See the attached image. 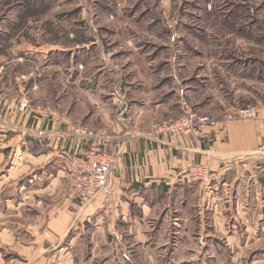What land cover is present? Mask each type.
<instances>
[{
    "label": "crops",
    "instance_id": "crops-1",
    "mask_svg": "<svg viewBox=\"0 0 264 264\" xmlns=\"http://www.w3.org/2000/svg\"><path fill=\"white\" fill-rule=\"evenodd\" d=\"M24 49L32 62L11 60L34 64L30 72L14 79L0 65V264H252V254L262 257L264 153L256 151L264 148V109L251 120L209 117L214 127L185 136L155 135L153 120L174 118L129 104L114 87L117 112L100 123L112 172L103 192L84 202L68 192L69 168L59 158L83 147L71 128L84 125L38 104L62 84L61 55ZM39 70L48 76L39 73L43 81L30 90L22 79ZM40 108L65 123L51 125ZM191 167L206 170L210 182L179 175Z\"/></svg>",
    "mask_w": 264,
    "mask_h": 264
},
{
    "label": "rangeland",
    "instance_id": "rangeland-1",
    "mask_svg": "<svg viewBox=\"0 0 264 264\" xmlns=\"http://www.w3.org/2000/svg\"><path fill=\"white\" fill-rule=\"evenodd\" d=\"M27 47L61 55L62 84L38 104L91 129L106 128L102 118L117 112V86L129 104L174 120L186 111L217 119L264 109V0H0V65L14 79L33 68L11 60L32 62ZM39 73L48 76L22 79L30 90ZM255 255L252 264H264Z\"/></svg>",
    "mask_w": 264,
    "mask_h": 264
},
{
    "label": "built area",
    "instance_id": "built-area-1",
    "mask_svg": "<svg viewBox=\"0 0 264 264\" xmlns=\"http://www.w3.org/2000/svg\"><path fill=\"white\" fill-rule=\"evenodd\" d=\"M29 100L22 99L19 107L27 109ZM36 113L42 119H47L53 126L64 124L66 119L49 108H40ZM256 117V109L246 107L234 109L224 116V120L238 121L251 120ZM216 122L207 116L197 115L186 111L177 120L163 121L153 124L152 131L155 135L185 136L203 127H214ZM71 132L77 136L83 147L74 154L60 153L59 158L66 162L69 168V191L74 197L84 202L95 199L107 186L110 178L113 158L104 150V143L109 138L107 128H87L84 126H72ZM264 153V148L256 151L257 155ZM190 177H202L204 182H210L209 174L201 167H191L179 175Z\"/></svg>",
    "mask_w": 264,
    "mask_h": 264
}]
</instances>
